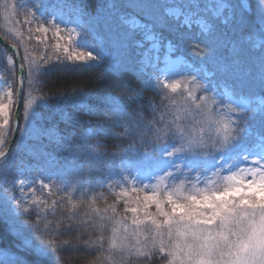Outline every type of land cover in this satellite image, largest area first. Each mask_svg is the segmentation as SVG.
<instances>
[{"label":"snow or ice","instance_id":"6c2138e0","mask_svg":"<svg viewBox=\"0 0 264 264\" xmlns=\"http://www.w3.org/2000/svg\"><path fill=\"white\" fill-rule=\"evenodd\" d=\"M62 3L83 22L70 27V19L49 11L51 0H21L17 5L26 23L43 20L48 26L42 24L38 31L51 30L58 38L67 32L69 40L75 37L78 50L66 57L45 54L39 62L29 60L28 94L24 76L17 90L23 126L20 110L13 124L11 103L0 102V159L20 177L0 186V225L5 227L0 264H66L65 252L99 251L105 242L103 224L75 222L71 216L68 223H45L46 215L26 206L23 190H32L38 176L43 177L38 181L42 188L57 182L79 187L131 182L132 192H143L123 201L125 213L132 214V232L124 227L120 236L121 229H112L110 248H119L122 258L133 256L136 245L131 238L143 236L134 252L143 264H156L157 258L167 264H264V99L258 107L245 99L250 89L264 94V0H213L210 5L203 0L175 5L160 0ZM253 27L259 41L253 39ZM100 34L103 43L85 50L87 39ZM177 53L194 60L187 74L172 73L182 79L169 84L162 65ZM52 63L89 79L71 92L53 91L42 75L43 67ZM19 71L25 73L23 63ZM93 71L109 76L104 87L87 86ZM161 75L164 89L172 92L182 84L195 86L182 90L194 111L216 117L208 121L209 132L194 133L155 115L145 121L143 113L149 107L155 113V107L143 84ZM46 86L39 103L30 98L32 91L43 92ZM167 99L162 96L159 104ZM28 139L41 142V150L28 148ZM249 163L253 166L241 167ZM124 221L126 217L116 223ZM89 228L91 234H101L100 247L53 239L80 231L73 239L83 241L89 234L83 229Z\"/></svg>","mask_w":264,"mask_h":264},{"label":"trees","instance_id":"16d2710c","mask_svg":"<svg viewBox=\"0 0 264 264\" xmlns=\"http://www.w3.org/2000/svg\"><path fill=\"white\" fill-rule=\"evenodd\" d=\"M3 0H0V11H1V3ZM183 3L184 0H160L161 3H174V2ZM204 3H213V0H203ZM235 2V0H233ZM252 34L254 41H259L260 36L256 31V28H252ZM0 35L3 36L8 42L14 44L21 56L22 61V50L17 43L10 40L3 32L0 20ZM101 44L103 43L104 37L103 34L97 35ZM29 45V44H28ZM180 54V53H177ZM185 60H187L190 64H192L194 57L189 55L180 54ZM12 59V61H11ZM23 63V62H22ZM17 62L15 61V57L12 52L6 48L3 44L0 43V71L2 76L7 78H14V90L17 87L16 75L17 74ZM194 75V73H192ZM42 75L47 86H51L53 91L59 92H71L75 88L83 87L85 81L89 78L87 76H81L79 73L72 71H62L61 68L57 64H49L43 67ZM91 80L88 82V87H104L109 80V76L104 71H93L90 74ZM179 79H182L179 77ZM45 87L43 92L32 91L31 93L36 96V98L43 96L47 93L48 87ZM143 86L145 87V96L151 98L154 101L155 113L152 111V107L143 113L145 121L153 120L154 115L156 117H163L166 122L175 121L176 124L181 128H189L194 133H199L201 131L209 132L210 129L208 127V121L210 119H215V116H208L206 112H196L194 111L195 105L192 104L191 101L187 100V93L182 89L185 86L195 87L192 85L182 84L180 89H177L176 92H172L171 88L164 89L163 86H154L151 83L145 81ZM27 88V82L25 84V91ZM155 89H159L160 94L157 95ZM17 91V88L15 92ZM167 96V102L165 105H160V99L162 96ZM245 95L249 98L261 97L264 99V94L260 93L258 89H250L245 92ZM199 102V101H198ZM37 103L39 101L37 100ZM209 106H211L209 104ZM253 107H258V104L253 100ZM38 110H43L41 106ZM56 131L54 130L52 133L53 136L56 135ZM47 143V141H44ZM36 152H39L42 148V143H39ZM127 145L125 144L124 147ZM14 149V146L12 150ZM45 167H49L45 165ZM51 167H55L52 165ZM11 169L6 168L4 173L0 174V186H7L10 184V174ZM3 176V177H2ZM116 186L109 187L105 185V187H79L76 183L70 182L65 185L62 183H52L49 191L45 192L44 190H36L35 200L28 204V206H35L38 208L42 214V217L46 215L45 223H48L53 220H63L64 223H68L67 217L71 216L75 222H91L93 224H100V218L103 216L109 206L116 201V196L113 192V188ZM58 202V203H56ZM54 203L56 204L53 209ZM35 218V216L33 217ZM5 231V227L0 225V233ZM84 232L89 233L84 236L83 241H77L73 239V237H78L81 235L80 231L75 233L67 234L60 236L59 238L53 237L56 242L71 240L73 244L76 243H84L85 241L89 242L88 247H94V242H99V236L101 235L99 232L96 234H91V229H83ZM108 231L105 227L103 231L104 243H106ZM4 242H7L5 239ZM103 243V244H104ZM103 247V246H102ZM64 259L66 264H104V250L100 248L99 251H84L81 250L79 252H65ZM126 264H143V262L137 261L134 257V253L132 257H125ZM156 264H167L166 261L156 259Z\"/></svg>","mask_w":264,"mask_h":264},{"label":"rangeland","instance_id":"374dc122","mask_svg":"<svg viewBox=\"0 0 264 264\" xmlns=\"http://www.w3.org/2000/svg\"><path fill=\"white\" fill-rule=\"evenodd\" d=\"M21 2V0H3L1 3V11H0V20H1V26L3 29L4 34L12 41L18 44L22 50V61H21V56L18 51L19 55V61L25 66V73L23 74L24 76V89H25V84L27 82L26 78V72H27V65L29 63V60L33 62H39L41 57L44 56L45 54L52 58L55 59L56 55H59L61 57H66L68 54H70L72 51L78 50L77 45L75 43V37L73 40L68 39V33L67 32H62L60 34V37L58 38L56 35L53 34V31H49L48 33H41L38 31L39 27L43 24L45 27L48 25L45 24L43 20H37V21H32L31 24L29 25L28 23L25 22V14L24 10L22 8H19L17 5ZM180 2H174L170 3L169 5H175ZM210 5V3H208ZM51 7L49 8V11L55 12L59 17L64 19L65 21L71 20V24L69 25L70 27H76L77 24L82 23L83 21L81 20L80 16L77 14V12L72 8V7H64L62 0H51ZM37 16L39 17V13H37ZM63 28V24L61 25ZM77 32H79V28H77ZM1 36V35H0ZM4 38L3 36H1ZM39 37V39H37ZM5 39V38H4ZM6 40V39H5ZM7 41V40H6ZM1 43V42H0ZM2 44V43H1ZM29 44V45H28ZM57 44H60L61 47L57 49ZM87 48L85 50H89L92 45H100L101 40L98 36L95 38H92L91 36L87 39L86 41ZM64 47L69 48V53L64 52ZM24 57H27L28 59H23ZM12 61V59H11ZM16 61V59H15ZM56 64V63H53ZM191 65L188 61H186L182 55L176 54L173 56L167 63V65H162V67L165 69V71L169 74L170 79L168 80V83L171 84L173 80H179V77H173L171 76L172 73L174 72H185L187 74V68L188 66ZM18 66V64H17ZM18 74V73H17ZM17 74L16 75V82H17ZM165 77L161 75L158 79L153 80L151 82L152 85L154 86H163V81ZM14 78H7L5 79L0 71V102H3L5 104L11 103V108L9 109L10 112V121L13 123L14 120L12 119L14 117V110H15V105H16V99H17V91L15 92L14 86ZM18 86V82H17ZM9 91H12V96L9 97L8 93ZM28 89H26L25 94L27 96L28 94ZM31 99L37 100L36 96H34L31 93L30 96ZM245 99L250 100L249 97L245 96ZM262 98L257 97L255 99H251L256 101V103L259 105V102ZM35 107V105H34ZM19 110L21 112L20 116V124L23 126L24 124V116H23V107L21 104H19ZM55 129L52 130V133H54ZM26 145L28 148H31L33 151H37L39 149L38 147L40 146V142L28 139L26 140ZM14 149L12 151H15V142H13ZM23 151H27V148H24L22 146ZM119 161H117V164ZM253 165L251 163L249 164H242V168H250ZM6 162L3 160L0 162V174L4 173V170H6ZM11 178H10V183L13 181V179H20L19 174L14 170L11 169L10 171ZM3 177V176H2ZM40 179H43V177L38 176L37 177V183L34 185L33 189L30 190L28 188H25L23 190V195L28 201V204L31 203L32 201H36L34 198L36 196V190H44L45 192L49 191V188H42L39 186L38 181ZM214 179V177H213ZM45 183H48L47 180H45ZM51 186V184H50ZM135 185H133L131 182H129L127 185H119L113 188V192L116 196V201L111 204L107 210V212L101 216L100 218V224H103L104 227L107 228L108 231V236L106 243L103 244L102 249L104 250V264H126L125 263V255L123 258L121 257L119 248L116 249H111L110 248V243H111V238H112V229L113 227H116L118 229H121L119 232L120 236L124 235L123 228L127 227L128 232H132L131 228V219H132V214L125 213L124 211V199H129V200H134L137 195L143 196L144 193L137 191V192H132V188ZM201 187L203 185H200ZM138 187V186H136ZM125 190H127V195L125 196ZM150 190V189H149ZM28 204L26 206H28ZM134 206L133 204L129 205ZM113 207H115L116 211L113 212ZM151 211H154V206L150 209ZM126 217V221L117 224L116 222L120 220L121 218ZM143 236L139 237H132V243L136 245V247L133 250V253L138 250L142 245L136 244V241H143ZM119 242V241H118ZM94 247H100L99 242H94L93 244Z\"/></svg>","mask_w":264,"mask_h":264},{"label":"water","instance_id":"95a60500","mask_svg":"<svg viewBox=\"0 0 264 264\" xmlns=\"http://www.w3.org/2000/svg\"><path fill=\"white\" fill-rule=\"evenodd\" d=\"M0 42L6 47L8 48L12 54L14 55L15 59H16V62L18 64V74H17V82H18V88L17 90L21 87V77L23 76V74L19 71V68H20V65H21V62L19 61V53H18V50L16 47H14L13 44L9 43L8 41H6L4 38H2L0 36ZM19 102H17V99H16V107H15V110H14V116H15V113L17 111V109H19ZM15 123V121L13 122V124ZM3 161V159H0V162Z\"/></svg>","mask_w":264,"mask_h":264}]
</instances>
